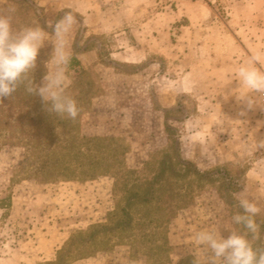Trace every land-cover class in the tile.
<instances>
[{
	"label": "rangeland",
	"instance_id": "obj_1",
	"mask_svg": "<svg viewBox=\"0 0 264 264\" xmlns=\"http://www.w3.org/2000/svg\"><path fill=\"white\" fill-rule=\"evenodd\" d=\"M244 1L0 0V14L15 9V31L40 27L50 37V25L66 12L75 15L66 94L74 99L80 90L89 91L77 103L80 112L71 121L74 134L118 140L126 148L125 167L141 171L147 163L153 166L166 149L168 128L181 158L209 179H190L192 201L177 210L163 230L136 222L130 230L89 238L91 228L107 224L115 208L114 179H42L34 174L33 164L19 166L25 149L0 130V264L55 263L61 252L60 264H173L175 257L176 264H194L196 257L204 264L205 250L194 243L195 234L221 227L227 238V228L235 230L232 216L237 212L224 204L218 190L223 183L233 185L236 193L226 197L239 201L237 193L250 175L262 200L256 219L264 221V149L255 151V143L264 139V94H252L256 105L242 111L238 96L249 93L236 81L240 66L223 63L232 34L242 39L249 32V21L242 16ZM255 7L252 23L257 32L264 30V0ZM51 52V43L45 41L32 72L37 85L48 71ZM80 56L89 64L79 65ZM229 56L240 64L249 61L242 49ZM80 71L87 73L91 86L85 85L86 78L76 79ZM192 80L194 85L189 84ZM106 92L99 110L107 114L92 117L93 101ZM162 99L174 104L163 107ZM3 117L0 110V120ZM243 135L248 140L241 139ZM251 187L249 191H255ZM254 195L249 198L257 202ZM25 219L31 221L33 257L13 251L28 234L21 226ZM72 239L76 243L63 251Z\"/></svg>",
	"mask_w": 264,
	"mask_h": 264
},
{
	"label": "trees",
	"instance_id": "obj_2",
	"mask_svg": "<svg viewBox=\"0 0 264 264\" xmlns=\"http://www.w3.org/2000/svg\"><path fill=\"white\" fill-rule=\"evenodd\" d=\"M86 77L85 71L76 75L80 80ZM36 80L33 79L34 83ZM86 80L85 85L91 86V82ZM88 91L80 90L81 95L75 97V101H82ZM0 110L5 116L0 120V130L6 131L8 138L15 139L13 145L25 149L19 166L33 164L34 174L46 180L74 181L98 176L114 179L112 191L118 197L115 208L107 215V224L91 228L89 238L114 229L130 230L136 222L140 225L153 223L156 229L163 230L176 211L192 201L193 181L190 179L209 181L206 173H201L193 163L181 158L178 141L170 139L168 128L165 129L167 146L157 162L153 166L147 163L141 171H134L125 167L126 148L118 140L110 137L83 138L74 134L73 120L49 113L41 98L28 95L23 86L12 98L0 104ZM236 191L233 185L223 183L218 194L225 205L238 212L242 211L238 201L230 195L226 197L228 192ZM256 221L260 225V233L259 240L254 243L264 245V221ZM234 228L238 230L239 226L234 225ZM70 243L63 251L76 241L72 239ZM61 254L57 262L49 264H60Z\"/></svg>",
	"mask_w": 264,
	"mask_h": 264
},
{
	"label": "clouds",
	"instance_id": "obj_3",
	"mask_svg": "<svg viewBox=\"0 0 264 264\" xmlns=\"http://www.w3.org/2000/svg\"><path fill=\"white\" fill-rule=\"evenodd\" d=\"M0 14V104L14 96L21 86L28 95L39 96L49 113L75 121L80 109L77 102L66 94L70 84L69 67L72 60L69 37L77 23L72 12H66L53 25L51 36L40 27H25L19 31L13 29L12 13ZM45 41L52 45L51 58L46 62L48 69L39 85L35 84L32 72L36 68L37 57ZM260 55L251 57L236 71L239 88L246 89L247 95L242 101L249 109L255 100L252 94H264V70L258 65ZM52 65L49 70L48 65ZM243 114V113H241ZM264 149V139L255 143V151ZM239 209L232 216L238 230L230 229V235L224 238L220 228L201 230L195 234L194 243L205 250L204 264H264V245H256L259 240L260 225L256 217L261 209L247 198L238 201ZM194 264H200L196 257Z\"/></svg>",
	"mask_w": 264,
	"mask_h": 264
},
{
	"label": "crops",
	"instance_id": "obj_4",
	"mask_svg": "<svg viewBox=\"0 0 264 264\" xmlns=\"http://www.w3.org/2000/svg\"><path fill=\"white\" fill-rule=\"evenodd\" d=\"M258 1H260V0H251L249 2H246V0L244 1L245 3L243 5L242 16L245 19H248V21H249V26H248L249 32L242 39H239L234 34H232L233 39H231V41L229 42L230 49H229V51L227 53V57L225 58L226 61H223V63L225 65H228L229 66V65L234 64V65L241 66L242 64H246V63L249 62V61H242L243 63L240 64L241 61H232V57L229 56V54L232 53V50L242 49L244 55L249 60L254 55H261L262 54V56H264V30L261 31L259 29V30H257V32H255L256 31V27H255L254 23H252V21L255 18H257V14L255 13V11H256L255 3L258 2ZM260 11L261 12L264 11V7H261L260 8ZM261 26L264 27V23H262ZM236 42L239 44V46H236L235 45ZM255 48H256V50L253 51ZM84 56L78 57V62H79V65H81V66H86V65L89 64V62L85 63V61H83V57ZM258 67L261 70H264V61H261L260 64L258 65ZM177 81L180 82L181 81V78H178ZM189 84L194 85L195 84L194 83V80H192L191 82H189ZM116 89L121 90L122 88H116ZM107 95L108 94L106 92L105 94H103L102 96H100L99 98H97V99H95L93 101V103H92L93 109H92V112H91V116L92 117H98V116L107 114L106 111L99 110V106L103 105L104 102H105V100H107V98H108ZM238 97L242 98V100H243L246 96L242 97L241 95H239ZM160 104L163 107L172 106L174 104V100L172 102L165 103L163 101V99H162L160 101ZM239 104H240V107L243 108L242 111L245 112V110H247V108H248L247 105H245V102L242 101ZM253 128L254 127H250V130L253 131L254 130ZM244 130L245 131H248L249 128H246L245 127ZM110 132L111 131L109 129H107V127H106L105 133L106 134H109ZM241 139L248 140L247 137H245L244 135H243V137ZM251 139H253V138H251ZM251 186H253V187H251ZM257 186H258V184L257 183H254L253 175H250L249 176V180L247 181L246 187L243 190H241L240 192L237 193V197L239 199L246 198L245 197V194H246L247 199H249L250 201L254 202L255 200L250 199L249 196L255 194L254 196L255 197L257 196V202H254V203H256L257 206L260 207V209H261L262 207L259 204H260V202L262 200H260L259 197H258V195H256L258 193V191L260 190V188H258ZM250 187L251 188H254L255 191H253V192L252 191H249L250 190L249 189ZM30 224H31L30 219L29 220L25 219L24 222H22L21 226H25L26 227V230L25 231L28 234L26 236H23L22 239L18 240L17 243L21 244L20 247H17L16 249L13 250V251H17V252L21 253L22 255H24L26 257H30V256L33 257L34 254H35V252H36L35 251V247L32 246V245H30L32 243V238H31V235H30V233H31ZM43 243H44V245H46L48 243V240L44 239ZM46 250H47V248L44 249V252H46ZM38 256H41V254H39ZM43 256H45V253L43 254ZM172 262H173V264H176V263H178V259L175 257V259H172Z\"/></svg>",
	"mask_w": 264,
	"mask_h": 264
}]
</instances>
